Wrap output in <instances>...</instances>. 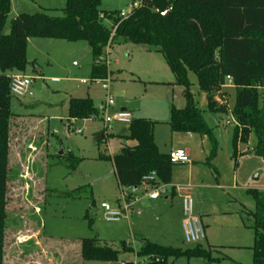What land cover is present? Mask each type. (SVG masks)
<instances>
[{"label": "rangeland", "instance_id": "1", "mask_svg": "<svg viewBox=\"0 0 264 264\" xmlns=\"http://www.w3.org/2000/svg\"><path fill=\"white\" fill-rule=\"evenodd\" d=\"M66 2L12 0L5 31L10 32L12 20L23 12L46 11L62 16ZM128 3L103 0L101 9L121 11L128 8ZM110 48L111 81L106 91L101 82L91 79L93 58L87 41L28 40L29 64L24 74L34 78V95L12 99L15 118L11 128L4 264H41L45 260L62 264L68 251L66 256L78 261V241L94 236L115 249H121L123 241L137 249L146 237L164 246H196L185 241L177 210L164 195L153 207L141 200L138 208L143 214L134 216L131 222L115 224L104 218L101 203H115L124 188L108 157L118 154L124 144L132 146L135 142L117 136L122 125L109 131L104 140L96 141L105 130L103 120L99 116L70 119L68 101L70 97H91L99 108L109 96L116 107L126 106L135 118L156 123L155 140L162 152L188 146L193 150L194 168L189 169L192 162L174 165L168 192L173 186L193 187L195 213L202 219L207 236L201 244L211 250L212 260L182 257L173 264H254L252 213L256 203L249 191L264 190V159L254 152V132L248 143H239L234 157L236 122L232 110L236 88L226 85L219 96V101H225L226 93L227 112L212 113L208 111L207 93L199 88L196 75L190 73L192 91L213 129L214 140L200 134L173 133L170 108H184L186 99L164 54L132 42H116ZM83 79L88 82L83 83ZM261 94L264 102V89ZM143 192L141 189L136 194L142 198ZM89 218L95 219L93 229ZM80 259L81 264H107ZM119 259L134 261L136 255L122 252Z\"/></svg>", "mask_w": 264, "mask_h": 264}, {"label": "trees", "instance_id": "2", "mask_svg": "<svg viewBox=\"0 0 264 264\" xmlns=\"http://www.w3.org/2000/svg\"><path fill=\"white\" fill-rule=\"evenodd\" d=\"M102 2L67 0L62 16L46 11L23 12L12 20L7 33L12 0H0V264H4L11 128L15 118L11 74L26 72L30 38L87 41L93 58L92 80L109 76L107 49L116 42L143 44L162 52L186 99L184 108H170L173 133L200 134L214 140L213 129L192 91L190 73L196 75L199 88L207 93L208 111L212 113L227 112L226 93L225 101H219V96L230 82L237 91L232 110L236 122L234 157L238 155L239 143H248L254 132V152L264 159V0H147L127 19L120 17V10H102ZM170 6V14L164 17ZM97 114L99 108L91 97L69 98L70 119L85 120ZM155 124L151 119L134 118L128 132L117 136L135 144L123 145L118 154L108 157L113 161L119 185L130 188L131 195L140 190L146 175H155L157 185L172 182L176 164L171 162L169 153L160 151ZM105 138L104 134L102 140ZM72 157L77 163L78 159ZM249 193L256 203L252 213L253 262L264 264V190L251 189ZM89 220L93 229L95 219ZM122 252H133L136 260L120 261ZM80 257L113 264H173L182 257L212 260L211 250L201 243L183 249L164 246L147 237L141 239L139 249L126 241L121 243V249H115L98 236L85 237L80 240Z\"/></svg>", "mask_w": 264, "mask_h": 264}, {"label": "built area", "instance_id": "3", "mask_svg": "<svg viewBox=\"0 0 264 264\" xmlns=\"http://www.w3.org/2000/svg\"><path fill=\"white\" fill-rule=\"evenodd\" d=\"M147 0H129L128 8L120 11L119 15L123 19H127L130 15L138 8L143 7ZM110 46L107 49V63L109 64V54ZM103 59V58H102ZM56 80V79H54ZM102 83V88L106 91L110 89L111 77L108 76L106 79L97 80ZM34 78L30 75L13 73L11 74V94L17 98H23L27 96H33L34 92L32 90V85ZM84 83L88 82L83 80ZM115 105L114 98L109 96L106 102L99 107V114L92 116H99L105 126L104 134H108L116 126L122 125L123 128H128L129 125L134 120V114L132 111L127 109H117L111 112V108ZM122 128V129H123ZM80 131V130H78ZM170 159L173 164H187L190 163V155L184 148L174 149L169 152ZM157 177L155 175H146L142 179V186L146 195L150 199H158L168 192L169 185L166 184H155L157 183ZM155 185V186H154ZM125 188V187H124ZM121 189V194L119 197L120 205L114 206L109 201H104L101 203V208L103 210L104 218L108 222H120L123 219H130L131 212L135 209L140 197L136 195H131V189L126 188ZM175 191L180 195L182 199V213L183 221L182 228L185 237V241L188 243H201L202 240L206 238V230L202 219L195 213V199L192 195L193 187L190 185H179L174 187ZM137 215H141L142 211L140 209L136 210Z\"/></svg>", "mask_w": 264, "mask_h": 264}, {"label": "crops", "instance_id": "4", "mask_svg": "<svg viewBox=\"0 0 264 264\" xmlns=\"http://www.w3.org/2000/svg\"><path fill=\"white\" fill-rule=\"evenodd\" d=\"M112 47V46H111ZM110 50H111V48H110ZM110 53H111V51H109ZM93 63V62H92ZM92 65V64H91ZM54 79H56V80H54ZM53 80L54 81H58V78H54ZM83 80H86V79H83ZM83 80H82V82H83ZM84 83V82H83ZM87 83V82H86ZM228 86H233L231 83H228L227 84ZM106 102V100H104V101H102V103L100 104V105H102V104H104ZM111 109H115V110H117V109H127L126 108V106H122L121 108H119V107H116V104L111 108ZM128 110V109H127ZM102 134H103V137H104V132H101ZM99 135V134H98ZM97 135V136H98ZM157 143V142H156ZM125 145V144H124ZM159 147V146H158ZM160 149V148H159ZM172 150H174V149H171L170 151H172ZM186 150H187V152L189 153V155H190V160H191V158H192V156H193V150L191 149V148H189V146L186 148ZM161 151V150H160ZM169 151V152H170ZM169 152H165V153H169ZM192 162V163H191ZM190 163L191 164H193V165H191L190 164V166H189V169L190 170H192L193 168H194V161H190ZM187 164H189V163H187ZM178 165H180V164H178ZM181 165H186V164H181ZM168 185H170V184H168ZM201 186H203V185H201ZM174 187L175 186H173V189L172 190H170L169 192H167L165 195H164V199L167 201V202H170L171 204H172V206L175 208V210H177L176 211V214L179 216V221L181 222L179 225H181V227H182V221H183V213H182V199H181V197H180V195L175 191V189H174ZM144 190H143V188H142V192H143ZM145 194V195H144ZM136 195H138V194H136ZM138 197H140V196H138ZM162 197V196H161ZM160 197V198H161ZM160 198H158V199H150L147 195H146V193L145 192H143V196H142V198L140 197V200H139V202L137 203V205H136V207H135V209L134 210H132V212H131V218L130 219H123V220H121L120 222H116V223H121V222H124V221H127V222H131V219L134 217V216H136V217H139V216H141L142 214H143V212H142V214L141 215H137L136 214V210L137 209H139L138 207V205L140 204V202H141V200H142V202H147V203H149V204H151L150 205V207L152 206H156V203H157V201L160 199ZM109 202H111V201H109ZM114 206H119L120 205V201H119V198L117 199V201L115 202V203H113V202H111ZM195 204H196V200H195ZM177 207V208H176ZM115 223V224H116ZM148 238V237H147ZM206 238H207V236H206ZM72 245V244H71ZM128 245H129V243H128ZM78 246H80V241H78V245H76V247L78 248ZM140 248V247H139ZM138 247H137V249H139ZM136 249V248H135ZM69 251L67 252V254L66 255H69ZM66 255H64V258H63V260H62V264L64 263V264H81V257H80V251H79V260L77 261L76 259L74 260L72 257H67ZM46 261V260H45ZM42 261V263L41 264H51V261ZM120 261H127V260H120ZM80 262V263H79ZM107 264H113V263H107Z\"/></svg>", "mask_w": 264, "mask_h": 264}, {"label": "water", "instance_id": "5", "mask_svg": "<svg viewBox=\"0 0 264 264\" xmlns=\"http://www.w3.org/2000/svg\"><path fill=\"white\" fill-rule=\"evenodd\" d=\"M171 10H172V7L170 6V7H169V8L163 13V16H164V17H167V16L170 14ZM127 132H128V128L124 127V128L120 131L119 135L126 134ZM95 139H96V141H101V140L103 139V134L100 133L98 136H96ZM105 157H106V156H105Z\"/></svg>", "mask_w": 264, "mask_h": 264}]
</instances>
